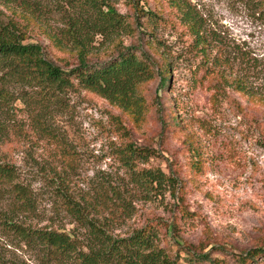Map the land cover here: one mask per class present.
<instances>
[{
    "label": "rangeland",
    "instance_id": "obj_1",
    "mask_svg": "<svg viewBox=\"0 0 264 264\" xmlns=\"http://www.w3.org/2000/svg\"><path fill=\"white\" fill-rule=\"evenodd\" d=\"M35 1L39 26L27 32L29 42L63 70L77 67L78 41L90 64L132 48L162 55L171 69L164 89L157 74L140 86L147 112L138 119L82 87L58 93L9 82L0 105V162L17 168L35 211L12 212L0 193V215L83 240L73 212L116 238L150 222L161 228L160 247L182 258L209 254L234 264L264 248V101L256 100L264 97V19L257 0H98L126 25L112 32L95 30L102 20L91 1ZM11 6L0 0L8 14L20 9ZM186 20L210 42L207 56L193 47ZM212 62L217 77L207 70ZM233 79L254 97L226 86ZM129 143L156 153L138 168L170 175L174 194L146 201L116 155ZM0 254L18 264H61L11 234H0ZM250 264H264V256Z\"/></svg>",
    "mask_w": 264,
    "mask_h": 264
},
{
    "label": "trees",
    "instance_id": "obj_2",
    "mask_svg": "<svg viewBox=\"0 0 264 264\" xmlns=\"http://www.w3.org/2000/svg\"><path fill=\"white\" fill-rule=\"evenodd\" d=\"M86 1H91L92 15L102 20V25L97 24L95 30L110 28L112 32L125 28V23L116 18L112 11L102 10V3H98V0ZM14 3L19 10H11L8 14L0 9V105L9 97L5 86L14 80L30 87L58 93L78 86L97 94L125 112H133L138 119L147 112V103L140 93V86L156 74L160 77V88L167 86L171 69L169 62L162 55L148 54L141 49L134 51L127 48L106 63L90 64L87 62L85 46L78 41L75 48L77 67L63 70L45 57L41 45L29 42L31 36L27 32L39 26L33 17V12L40 8L36 1L3 0V4L9 9ZM171 5L178 7L177 3ZM257 11L264 19V0H257ZM184 24L192 38L193 47L202 57L207 56L210 42L205 35L194 22L186 20ZM73 30L74 28L71 33L76 37ZM212 64V69L207 70L217 77L214 62ZM235 81L233 79L226 85L224 80V84L248 97H254L253 93L248 94ZM256 100L264 101V97L259 96ZM116 155L146 201L161 202L166 193L174 194V179L170 175L158 168H138V164L149 163L156 156L153 150L129 143L119 148ZM19 179L20 174L13 164L0 162V193L7 194L12 212H34L33 196L19 183ZM75 206L73 208L77 210ZM72 214L85 229L84 240L75 233L61 229H33L3 215H0V234H11L17 241L42 251L47 260L61 264H230L212 258L209 254H192L184 258L179 254L172 255L159 245L161 228L150 222L126 238H116L104 227L87 219L84 213L77 211ZM257 256H264L263 247L255 248L245 256H236L234 264H250ZM0 264L18 263L0 254Z\"/></svg>",
    "mask_w": 264,
    "mask_h": 264
}]
</instances>
